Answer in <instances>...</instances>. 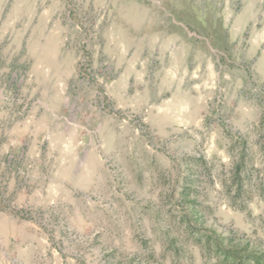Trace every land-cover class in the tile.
I'll use <instances>...</instances> for the list:
<instances>
[{
  "label": "rangeland",
  "instance_id": "obj_1",
  "mask_svg": "<svg viewBox=\"0 0 264 264\" xmlns=\"http://www.w3.org/2000/svg\"><path fill=\"white\" fill-rule=\"evenodd\" d=\"M0 264H264V0H0Z\"/></svg>",
  "mask_w": 264,
  "mask_h": 264
}]
</instances>
